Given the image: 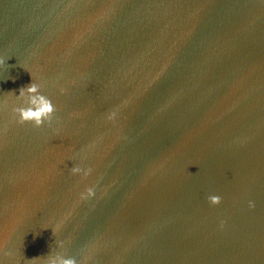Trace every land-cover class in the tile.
<instances>
[{
	"label": "water",
	"instance_id": "obj_1",
	"mask_svg": "<svg viewBox=\"0 0 264 264\" xmlns=\"http://www.w3.org/2000/svg\"><path fill=\"white\" fill-rule=\"evenodd\" d=\"M0 60V264H264V0H0Z\"/></svg>",
	"mask_w": 264,
	"mask_h": 264
},
{
	"label": "clouds",
	"instance_id": "obj_2",
	"mask_svg": "<svg viewBox=\"0 0 264 264\" xmlns=\"http://www.w3.org/2000/svg\"><path fill=\"white\" fill-rule=\"evenodd\" d=\"M0 63H5V61L0 60ZM25 95H27L28 97L27 104L29 106L15 109V111L19 114L20 123L34 122L35 126L39 127L45 121L51 119L55 111L54 105L49 98L40 94V86L38 84L32 83L27 88L21 89L19 97H24ZM109 118L111 119L112 117ZM80 171L81 169L79 167L72 168L73 173H78ZM91 171V169H88L84 172V175H89ZM93 195V188H88L87 196L91 197ZM208 199L212 205H218L221 203V197L219 196H210ZM252 206L254 205H252L250 202V207ZM48 264H77V261L75 258H64L62 256H56L50 258Z\"/></svg>",
	"mask_w": 264,
	"mask_h": 264
}]
</instances>
